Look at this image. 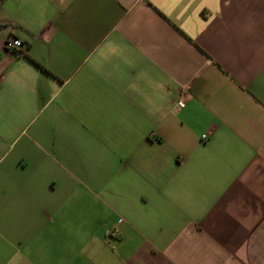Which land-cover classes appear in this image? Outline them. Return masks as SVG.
Segmentation results:
<instances>
[{"label": "crops", "instance_id": "1", "mask_svg": "<svg viewBox=\"0 0 264 264\" xmlns=\"http://www.w3.org/2000/svg\"><path fill=\"white\" fill-rule=\"evenodd\" d=\"M0 264H264V0H3Z\"/></svg>", "mask_w": 264, "mask_h": 264}, {"label": "built area", "instance_id": "2", "mask_svg": "<svg viewBox=\"0 0 264 264\" xmlns=\"http://www.w3.org/2000/svg\"><path fill=\"white\" fill-rule=\"evenodd\" d=\"M21 46H22V43L20 42V40H18L16 38H9L4 43V47L7 51H16V50L20 49ZM177 106L178 107H184V102L182 100H179L177 102Z\"/></svg>", "mask_w": 264, "mask_h": 264}, {"label": "trees", "instance_id": "3", "mask_svg": "<svg viewBox=\"0 0 264 264\" xmlns=\"http://www.w3.org/2000/svg\"><path fill=\"white\" fill-rule=\"evenodd\" d=\"M2 1H3V0H0V5H1Z\"/></svg>", "mask_w": 264, "mask_h": 264}]
</instances>
